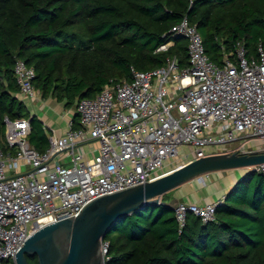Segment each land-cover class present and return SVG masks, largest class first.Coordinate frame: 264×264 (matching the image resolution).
Wrapping results in <instances>:
<instances>
[{
	"label": "trees",
	"instance_id": "1",
	"mask_svg": "<svg viewBox=\"0 0 264 264\" xmlns=\"http://www.w3.org/2000/svg\"><path fill=\"white\" fill-rule=\"evenodd\" d=\"M185 17L197 25L216 63L239 40L249 55L264 43V0H0V149L12 148L6 118L31 116L15 95L18 59L35 68L33 83L44 97L71 108L113 82L131 81L132 67L146 72L172 57L188 67V40L171 32ZM78 123L75 116L73 126ZM35 132L30 139L45 138ZM174 190L162 196L165 203L113 225L104 239L106 264H264V172H246L217 205L214 221L189 213L181 230ZM27 258L39 264L37 256Z\"/></svg>",
	"mask_w": 264,
	"mask_h": 264
},
{
	"label": "built area",
	"instance_id": "2",
	"mask_svg": "<svg viewBox=\"0 0 264 264\" xmlns=\"http://www.w3.org/2000/svg\"><path fill=\"white\" fill-rule=\"evenodd\" d=\"M171 32L188 40V67L180 68L177 57L146 72L132 67L131 81L113 82L95 97L78 100L80 127L70 124L63 135H50L45 151L29 142L28 118H6L5 139L17 153L0 150V264H18L16 253L39 228L79 215L101 196L170 172L165 171L168 160L183 146L196 153H187L186 162L215 153L264 150V43L249 55L239 40L216 63L187 17ZM14 74L21 93L34 98L39 91L33 83L35 68L18 59ZM255 141L261 143L258 148H252ZM93 142L99 145L87 152L79 149ZM224 144L233 146L217 148ZM62 155L68 160H59ZM20 160L30 169L10 174ZM247 170L264 172V163ZM204 176L197 179L203 182ZM224 197L205 204L178 202L180 230L189 213L203 223L214 221ZM101 249L106 264L109 242L103 240Z\"/></svg>",
	"mask_w": 264,
	"mask_h": 264
},
{
	"label": "water",
	"instance_id": "3",
	"mask_svg": "<svg viewBox=\"0 0 264 264\" xmlns=\"http://www.w3.org/2000/svg\"><path fill=\"white\" fill-rule=\"evenodd\" d=\"M264 163V150L222 152L193 159L158 179L101 196L79 215L50 223L35 231L16 253L18 264H105L102 241L113 225L148 205H159L162 196L209 173L250 168ZM248 170L247 172H249Z\"/></svg>",
	"mask_w": 264,
	"mask_h": 264
},
{
	"label": "crops",
	"instance_id": "4",
	"mask_svg": "<svg viewBox=\"0 0 264 264\" xmlns=\"http://www.w3.org/2000/svg\"><path fill=\"white\" fill-rule=\"evenodd\" d=\"M15 95L26 103V106L31 114V116L28 118L30 122L34 116L37 119V121L31 122V132L32 130H35V134L37 133L38 135H45V138L41 140L37 138L30 139V136L28 137L31 145H33L38 150L45 149L48 147V138L50 135H63L69 128V125H73V119L75 116H77V121L79 122L77 127H80V116L76 111L77 103H75V105L71 108H68L65 106L64 102H58L55 98L51 96L44 97L40 90L34 98H29L23 95L21 93V90ZM26 99H29V101H27ZM59 104H63L65 108L69 109L63 115L64 120L68 118L70 113L69 111L72 110L73 113L71 119H68L63 127L56 126V123L49 118L47 112L48 106H51L55 109ZM94 143L96 142H93L90 145H83L79 149L82 152H87L90 147H97L96 145L94 146ZM257 143H259L258 146H260L261 143ZM4 152H12L13 154H16L17 149L12 147L11 149H8ZM59 160H68V155H62ZM19 164L20 165L17 170L11 169L8 172L14 175L17 172L27 171L30 169V166L26 164L23 160H20ZM241 169V173H244L245 170H247V168H240V170ZM239 176H241V174H239L235 169L223 170L215 173L206 174L203 177L204 181L201 184L198 183L200 181H196L195 179L188 183H185L184 185H182V187H178L176 191L174 190V193H172L173 200H176L177 202H196L199 204L218 201L223 198L225 194L235 185V183L239 180ZM203 184H205L206 186H203Z\"/></svg>",
	"mask_w": 264,
	"mask_h": 264
},
{
	"label": "rangeland",
	"instance_id": "5",
	"mask_svg": "<svg viewBox=\"0 0 264 264\" xmlns=\"http://www.w3.org/2000/svg\"><path fill=\"white\" fill-rule=\"evenodd\" d=\"M220 58H222V61H223V59H224V57H223V55H222V57H220ZM27 101H29V99H26ZM25 100V101H26ZM69 109L68 108H65L64 106H63V104L61 105V104H59L55 109L54 108H52L51 106H48L47 107V112H48V115H49V118L51 119V120H53L55 123H56V126H60V127H63L64 125H65V123H66V121L68 120V119H71V117L73 116V113H72V110L71 111H69L70 113H69V116H68V118L66 119V120H64L63 119V115H64V113H66L67 111H68ZM65 118V117H64ZM98 146L99 144L96 142V143H94V146ZM235 145H237V143L235 144ZM251 145H252V148L253 147H255V148H258V145H259V143H257V142H253V143H251ZM233 145L232 144H224V145H219V146H217V148L219 149V150H224V149H228L229 147H232ZM193 149H192V147H190V146H183V147H181L180 148V154L178 155V156H174V157H171L169 160H168V162H169V165L166 167V169H165V171H171V170H173V169H175V168H178L179 166H181V165H183L184 163H186V155H187V153H190V155L192 156V157H196V153H195V151H192ZM94 155H95V152H94ZM90 156H92V154H90ZM184 160V161H183ZM239 174H241V176H239V179L244 175V173H246L247 172V170H245V172L244 173H241L242 172V169L240 170V168H238V169H235ZM244 171V170H243ZM213 173H215V172H213ZM243 174V175H242ZM196 181H200V180H198V179H196ZM198 183H202L201 181L200 182H198ZM203 186H206L205 184H203ZM180 187H182V186H180ZM175 191H176V189H175ZM174 193V192H173ZM172 204L173 205H176L177 204V201L176 200H173L172 201ZM5 264H12V261H10V260H8V261H5Z\"/></svg>",
	"mask_w": 264,
	"mask_h": 264
}]
</instances>
